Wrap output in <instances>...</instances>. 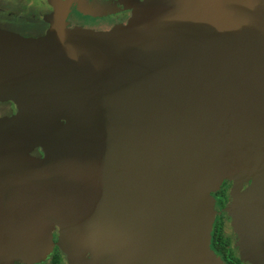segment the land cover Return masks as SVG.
Segmentation results:
<instances>
[{
    "label": "water",
    "instance_id": "water-1",
    "mask_svg": "<svg viewBox=\"0 0 264 264\" xmlns=\"http://www.w3.org/2000/svg\"><path fill=\"white\" fill-rule=\"evenodd\" d=\"M195 8L209 19L194 27ZM176 10L182 20L190 13L184 37L143 51ZM140 11L136 27L70 35L58 20L41 38H0V100L15 95L22 123L75 105L85 121L49 133L48 164L33 158L0 179V245L50 221L75 247L84 232L96 234L94 250L110 249V231L143 258L125 264H210L209 193L223 178L235 186L232 210L235 201L252 209L248 227L264 243V0H147ZM110 169L145 251L105 216Z\"/></svg>",
    "mask_w": 264,
    "mask_h": 264
},
{
    "label": "rangeland",
    "instance_id": "rangeland-1",
    "mask_svg": "<svg viewBox=\"0 0 264 264\" xmlns=\"http://www.w3.org/2000/svg\"><path fill=\"white\" fill-rule=\"evenodd\" d=\"M60 2L61 6L56 7L45 15V18H42V15L39 13L48 11L49 5H40L38 0H0V10L11 11L13 14L5 18L3 23L0 20V38H34L38 31L35 30L36 27L33 26L34 22L30 18V14L34 19L42 18L41 21L45 22V29L41 32V36L38 38L44 37L47 35L50 24L56 23L58 20H62L64 26H66L65 14L61 8H67L64 2ZM147 4V0L142 3H137V1L129 0H70V5L73 6V10L77 12L80 16L84 15L91 17L89 22L86 23V33L95 34L101 33L99 19L109 21L112 18V14L118 10H124L129 8L131 10V15H135L134 18L124 19L125 22L118 24L117 26L121 27H136L141 24L145 17H143L140 9ZM58 5V3H57ZM147 7V6H146ZM68 9V8H67ZM177 10L170 15L166 22L160 27L156 32L154 37L143 47L145 52H153L155 49L161 46L163 43L173 44L184 36L181 34L176 37V40L172 39L178 32V29L181 28L183 31V23L177 20L180 19V14L175 15ZM15 15L24 16L23 20H17ZM186 21L189 23L190 13H186ZM99 18V19H98ZM98 19V20H97ZM64 20V21H63ZM113 23V21H111ZM115 23V22H114ZM116 24V23H115ZM84 31L83 28H77ZM78 30L72 29L66 31L70 35L78 34ZM186 33V31H185ZM168 35H171L168 39ZM112 63L105 64L104 68L111 66ZM2 103H6L9 106L0 110V141L4 138L3 144L0 145V179L14 176L23 170L22 164H26L31 157H34L36 152L29 148V144L26 142L25 129H23V124L21 115L17 107V99L15 95H8L1 97ZM2 104V105H3ZM3 132H7L5 135ZM4 135V136H3ZM29 142V141H28ZM33 161V160H32ZM173 184L175 179V172L172 171ZM112 170L109 171V193H110V203L105 207V216L108 217V220L111 217L116 219L119 217V226H121V231L126 233L128 237L126 240L132 245V249L137 251H145L144 246L140 241L138 232L132 223L130 217L127 218L125 223L124 210L119 204L118 196L116 191H112V179H111ZM223 182H226L225 188L223 187ZM174 186V185H173ZM235 186L231 180L223 178L216 189L210 191V197L212 198V209H213V218L211 222L214 221V217L217 211L221 210L224 213L222 222L224 227V232L226 235L232 236V239L237 242L238 247L242 250V255L244 253L253 257L256 253L253 252V249L263 246V241L260 239L262 236L257 230H251L248 227V221L252 222L251 208L244 207L243 203L235 201L234 209L233 208V190ZM221 189V191H220ZM219 190L222 195L218 202L214 199V192ZM227 190V199L226 192ZM224 192V193H223ZM115 219V220H116ZM69 222L73 225H80L85 223L86 226L91 225V220H82L76 219L74 216L68 218ZM231 221L235 222L236 228ZM125 223V225H124ZM58 223L55 222H42L40 227L35 228L33 232L31 230H25V228H17V235L22 237V240L11 241V244L8 246L0 245V264H47L49 256L53 253V244L56 243L58 250L63 256L66 264H125L128 260H143L140 257L139 253H130L125 247H121L119 242L115 239L113 234L109 231V239L106 242H109V247L106 245L103 249L94 250L95 248V235L88 236L87 233H82L81 238L79 239V244L77 247L71 244V240L63 234ZM210 227V230H211ZM89 230V229H88ZM177 236V231H172L166 238V244L169 245L172 241L175 240ZM55 237V240L53 239ZM259 237V238H258ZM43 243L41 249L36 248V243ZM102 243V241H100ZM210 242V232L208 247ZM137 245L135 246V244ZM140 244V246H139ZM137 247V248H136ZM212 254L211 249H209ZM131 251V250H130ZM258 253V252H257ZM215 256V254H214ZM216 258V259H215ZM214 260L210 264H217L219 260L215 256Z\"/></svg>",
    "mask_w": 264,
    "mask_h": 264
},
{
    "label": "flooded vegetation",
    "instance_id": "flooded-vegetation-1",
    "mask_svg": "<svg viewBox=\"0 0 264 264\" xmlns=\"http://www.w3.org/2000/svg\"><path fill=\"white\" fill-rule=\"evenodd\" d=\"M61 2H64L67 8H61L64 11H66L65 14V21H66V26L65 29L72 30L77 28H83L84 31H86V23L89 22V19L92 20L91 17L87 16H80L73 10V6L70 5V0H59ZM129 1H137V3H142L145 0H129ZM38 3L40 5H49V10L39 13L42 15V18H45V15L49 13L50 11L55 9L56 7L61 6L57 0H38ZM58 3V5H57ZM0 10V20L4 23L5 18L8 16H11L13 12L11 11H3ZM194 12L198 15L200 20H192L194 23V27L199 25L200 23L204 22L209 19V15L206 14L205 11H203L201 8H195ZM131 10L129 8H126L124 10H118L112 14V18L109 19V21L99 19V24H100V29H102V32H108L112 30H119L121 26H117L118 24H122L124 19L127 18H134L133 15L130 14ZM187 13V12H186ZM34 14L33 16H35ZM17 20H23L25 18L24 16H19L15 15ZM33 16L30 14V18L33 23V26L36 27L35 30L38 31L35 37L41 36V32L43 29H45L46 25L45 22H42L41 19H34ZM97 19V20H98ZM202 19V20H201ZM113 21V23L111 22ZM186 20H180V22L185 23ZM230 21V22H229ZM231 20H228L226 22H223L221 24L215 23V29L220 30L218 28V25L223 26L225 29H229L233 24H231ZM116 24H115V23ZM190 22V20H189ZM126 27V26H125ZM193 28V26H191ZM83 30L79 29L78 33L84 32ZM194 33H197V31L193 28L192 30ZM182 29L179 28L177 34L175 35H181ZM185 35V34H184ZM187 37H190L189 32L186 34ZM171 35H168V39H170ZM175 37L172 39V41L175 39ZM2 101L0 100V110L9 106L6 103L2 105ZM74 109L70 108H63L57 111L56 113L52 114L48 118H46L43 121H40L38 124L34 125H25L23 124V129H25V134H26V142L29 144V148L31 150H34L36 154L34 157H31V160L33 158L35 161L39 162L40 164H48V158H50V154L55 155L54 151L56 150L55 142H53L50 139L49 133H53L58 129L64 128V129H69V130H75V129H81L82 126L85 125V121H82V115L79 110H77V106L72 107ZM29 141V142H28ZM55 149L53 151V149ZM34 161V160H33ZM226 182H223V187L225 188ZM221 191V189H220ZM226 192V199H227V190H224ZM224 193V192H223ZM214 194V199L216 202L219 201L220 197L222 196L217 190ZM224 213L221 212V210L217 211L214 217V221L212 223V227L210 230V242H209V248L212 250V252L215 254V256L219 259V264H264V243L263 246L259 247L258 253L254 255L253 257H250L246 253H244V257L242 255V250L238 247V244L234 239H232V236L226 235L224 232V227H223V218ZM55 240V237H53ZM53 253L49 256L47 264H66L64 263L65 260L63 256L61 255L60 251L58 250V247L56 243L54 242L53 244Z\"/></svg>",
    "mask_w": 264,
    "mask_h": 264
}]
</instances>
